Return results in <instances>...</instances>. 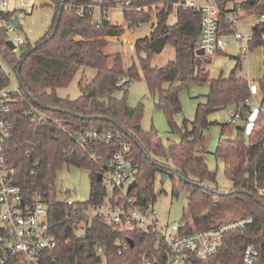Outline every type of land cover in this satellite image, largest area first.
I'll return each mask as SVG.
<instances>
[{"label": "trees", "instance_id": "obj_1", "mask_svg": "<svg viewBox=\"0 0 264 264\" xmlns=\"http://www.w3.org/2000/svg\"><path fill=\"white\" fill-rule=\"evenodd\" d=\"M62 1L54 0L56 11L53 23L42 39L34 45L26 41L21 48L24 49V53L20 57L16 52L7 50L8 61L14 70H17L21 59L28 51L49 39ZM94 1L67 0L55 37L47 40L39 49L27 56L23 63L21 78L25 90L21 89L22 100L12 106V127L5 143L7 163L14 171L13 183L21 187L26 201L34 203L40 200L48 204L50 223L58 237L72 240L71 245L64 248L69 264H87L89 262L87 255L95 244L104 246L110 264H136L139 256L153 251L156 242L153 237L145 236L141 232L132 233L130 236L135 247L128 249L125 255L120 257L117 256V250L112 244L118 239H124L126 235L97 220L87 231V239L79 240L72 224L66 220L70 208L65 203L57 201L58 195L62 192L56 188L58 174L64 168L89 169L92 172L89 202L103 201L107 188L104 183L97 181V175L104 172L102 166L110 157V153L106 152L103 146L94 145L93 149H101L103 161L101 165L90 162L86 157V150L77 147L60 125L70 130L84 127L105 128L121 135L132 145L139 166L138 185L134 192L139 194L141 202L156 199L154 183L157 176L168 172L150 161L122 131L126 130L140 142L155 162L164 166L170 163L183 178L192 181L181 180V186L188 194L189 211V216L184 214L183 221L190 227V231L208 229L224 223L221 214L230 209L239 210L240 216L254 218L253 226L243 231L232 232L225 237L219 252L211 259V264H242L243 250L248 244L256 245L260 251V263L264 264V207L244 193H252L257 197L253 186L257 178L256 173L264 171V145L260 144L264 133L253 131L251 140L247 142L243 137V131H239L236 139L220 140L218 143L214 155L223 161L226 177L232 182L237 193L218 196L196 185L202 184L205 180H214L206 162L207 151L205 148L199 149V145L205 140V132L213 125L210 115L219 110L234 108L253 95L247 78L238 77L236 74L241 61L237 59V65L228 78L219 77L210 83L207 102L198 106L193 122L184 120L182 126H179L175 117L183 111L179 95L181 90L188 88L190 83L201 86L209 83V73L203 67L202 58L196 55L202 30L199 13L195 10L178 9L177 21L170 25L169 17L175 10L173 3L178 0L100 2L101 6L109 8L121 4L126 7L125 18L134 19L135 22L146 19L135 9L159 3L169 5L160 17L161 33L153 32L151 37L136 43L134 48L137 60L127 67L121 53L108 51L109 41L104 39L123 35L124 28L112 27L109 23L97 28L92 10L95 6ZM218 1L226 7L227 2L233 0ZM70 3L75 4L73 9H69ZM240 8L250 14L264 15V0H245L240 4ZM82 13L83 17L80 15ZM223 20L221 16L222 24ZM224 27L229 29L225 24ZM252 34L251 50L255 47L264 49V21L253 26ZM162 36L168 37L167 44L174 47L176 57L164 67H153L151 60L156 52L150 45L152 41ZM78 37L82 40H77ZM8 39V34L0 33L2 48L7 49ZM221 53L223 52L216 55ZM82 68L93 69L95 76L87 84H84L83 80L80 81L81 96L75 100L60 97L59 90L68 88ZM125 77L132 82L143 80L149 94L158 97L156 108L166 115L170 132L180 138L179 143L168 140L165 145L154 128L150 131L143 129L142 107H130L129 87L117 85L118 81ZM259 86L264 93V74ZM119 91L124 93L121 99L115 97ZM27 92L40 106L33 102ZM31 107H36L39 112L46 114L47 118L37 119V114L31 113ZM54 109L66 112H55ZM74 114L84 116L86 119L76 117ZM56 119L60 125L54 122ZM69 192L65 194L66 197ZM261 201L264 203V199ZM191 222L193 224L190 226Z\"/></svg>", "mask_w": 264, "mask_h": 264}, {"label": "built area", "instance_id": "obj_2", "mask_svg": "<svg viewBox=\"0 0 264 264\" xmlns=\"http://www.w3.org/2000/svg\"><path fill=\"white\" fill-rule=\"evenodd\" d=\"M21 3L29 6L31 0H0V33L5 32L10 36L20 27L15 28L12 19L22 12ZM173 6L177 10H195L201 16L202 30L197 50H203L205 55H216L218 52H223L227 40L230 39L240 48L239 60L242 62L249 59L253 34L246 32L240 7L229 11L218 0H201V2L178 0ZM68 7L73 9L75 4L70 3ZM125 9L124 6L120 8L122 12ZM151 9H154L150 16V28L153 31L158 27L157 23L161 17L159 14L164 9V5H160L159 10L150 6L145 9L137 8L135 11L142 13L143 10L149 12ZM109 10V7L100 5L101 18L95 23L97 28L112 22ZM80 15L84 16L83 13ZM221 16L224 19L223 23L229 29L221 23ZM125 20L128 28L134 26L139 29L145 25L142 20L138 22L134 19L125 18ZM261 21H264V15L257 16L254 24ZM158 32L161 33V30ZM77 40L82 38L78 37ZM8 41H12L10 37ZM14 44L16 45L14 51H11L8 45L7 49L0 46V264H69L64 248L70 246L72 240L58 237L50 223L48 204L40 200L34 203L25 200L21 187L13 183L14 171L10 169L5 156L6 137L13 121L11 109L22 100V88L16 70L8 61L7 50L16 52L26 44V40L18 38L17 43ZM131 84L132 81L128 77L117 83L118 86L128 87ZM31 110V113L37 114V119L47 118V115L39 112L36 107H31ZM250 118L253 120L252 132L263 134L264 94L261 100L257 101L256 108L251 106V98L236 105L226 125L238 126L242 121H246V129ZM54 122L60 125L58 119ZM60 127L77 147L86 150V157L90 162L101 165L103 161L101 149H93L94 145L103 146L106 152L110 153V157L105 160L107 164L105 165L104 162L102 166L104 170L102 183L107 188V194L102 202L76 203L66 197L65 192L57 197V201L65 203L70 208L66 220L67 223L72 224L79 238L86 235L85 239H87V231L95 221L99 220L116 232L126 235L124 239H118L112 244L117 250V256L122 257L128 249L135 247L130 236L132 233L141 232L155 239L153 251L139 256L136 264H211V259L219 252L228 234L246 230L255 223L252 216H243L199 231H190V227L185 222L162 224L156 199L141 202L139 194L134 192L137 186L129 190V186L137 181L139 166L132 145L127 140L105 128L84 127L70 130L61 125ZM256 175L253 188L261 200L264 199V171ZM192 224L191 222L190 226ZM129 241H133V248ZM87 257L89 260L87 264H110L106 250L100 244H95ZM242 264H261L260 251L255 244L245 246Z\"/></svg>", "mask_w": 264, "mask_h": 264}, {"label": "rangeland", "instance_id": "obj_3", "mask_svg": "<svg viewBox=\"0 0 264 264\" xmlns=\"http://www.w3.org/2000/svg\"><path fill=\"white\" fill-rule=\"evenodd\" d=\"M195 1L201 2V0ZM240 1L241 0L229 1L226 5L230 7V10H233L235 7L234 5ZM160 5H164V9L160 11L159 16L169 6L166 3H159L151 6H154L156 10H159ZM147 7L143 8L145 9ZM20 9L22 10V12L19 13L21 21L20 27L13 31L9 37L14 43H17L18 38H23L30 44L34 45L50 30L55 16V5L52 0H31V4L29 6L21 3ZM152 12H154V9H151V11L149 10V12H145L143 10L140 16L146 18L144 20L145 25L139 29H136L134 26L128 28L125 20V27L129 30L130 34L131 32H135L137 34L135 35L133 33L132 38H126L125 40L120 39L122 47L116 39L110 40L111 43L109 44L108 51L110 53H121L127 67H130L131 64L137 60L134 48L135 45L133 46V50L130 48V45L136 42L135 37L143 32L147 33L149 37H151L152 32H158V30H160L159 22L157 23L158 27L156 30L152 31L150 28V16ZM176 12L177 8H175L169 17L170 25L175 24L177 21ZM109 14L113 23L123 20V15L120 12L111 11ZM94 16L95 19H99L100 15L96 12ZM256 18L257 15L245 12L241 13V19L243 20L248 34H252V28L255 25L254 22ZM124 48L128 49L127 53L124 52ZM16 53L20 57L24 53V49H18ZM239 56L240 48L230 39L227 40V44L223 48V53L219 55L200 56L203 61V67H205L209 73V83L203 86L190 83L188 88L181 90L179 95L183 111L175 117L176 123L179 126H182L184 120H188L190 123L193 122L198 106L207 102V94L209 92L210 83L219 77L225 79L228 78L237 65V59ZM175 57L176 50L171 44H167L161 52L154 54L151 60V65L153 67L161 68L166 66L170 61L175 60ZM240 63V68H238L236 74L238 77H245L249 81L253 92L251 97V106L256 108L257 101H260L262 94H264L260 90L259 86V81L262 79L264 74L263 47H255L252 49L249 59ZM94 76L95 71L93 69H80L75 80L70 84V86L59 90L60 97H69L72 100L79 98L81 96V90L79 87L80 81L83 80V83L87 84ZM15 82L16 85H18V82ZM123 95V91H119L116 93L115 97L121 99ZM157 101L158 97H152L149 94L147 85L143 80L132 82L129 86L128 104L132 108L142 107L143 129L150 131L154 128L165 145H167L168 140L179 143L180 138L170 132L166 115L163 111L156 108ZM233 113L234 108H227L225 110H219L212 113L210 115V121L213 125L205 132V140L201 145H199V149L205 148L207 151L206 162L212 176H214V180H205L202 184H196L202 185L203 187L216 193H231L235 191L232 182L226 177L223 161L217 159L214 155L220 140H234L239 134L237 125H226L228 118L231 117ZM252 121V118H250L246 129L243 131V137L247 142L251 140ZM165 166L174 168L170 163ZM167 172L168 173H166L165 176L163 174L158 175L154 183L156 207L159 211V219L162 224L182 223L184 222V214L189 216L187 201L188 194L181 186L182 179L176 177L169 170H167ZM91 181V170L85 168L79 169L66 167L58 174L56 188L60 192H65L66 188H69V198L74 200L76 203H87L90 199ZM241 217L243 216H240V211L236 209H230L221 214V218L224 220V223Z\"/></svg>", "mask_w": 264, "mask_h": 264}, {"label": "water", "instance_id": "obj_4", "mask_svg": "<svg viewBox=\"0 0 264 264\" xmlns=\"http://www.w3.org/2000/svg\"><path fill=\"white\" fill-rule=\"evenodd\" d=\"M223 1H226V0H223ZM98 1H94V3H96ZM66 3H67V0H63L62 3H61V7H60V10L58 12V15H57V18H56V21H55V24H54V28H53V31L49 37V39H46L44 41H42L41 43H39L38 45L34 46L30 51H28L26 54H25V57L23 59H21L18 67H17V70H16V75H17V79L19 81V84L21 86L22 89L25 90V87H24V84L22 82V78H21V68L23 66V63L26 59L27 56H29L32 52H34L35 50L39 49L43 44H45L47 42V40H50L52 38L55 37L56 35V32L59 28V25H60V21H61V16H62V12L63 10L65 9V6H66ZM20 17L19 16H16L14 19H12V24L15 28L19 27L20 26ZM167 41H168V37L167 36H162V37H158L156 38L154 41L151 42V49L154 50L156 53L158 52H161L165 46L167 45ZM7 45L9 47V49L11 51H14L16 49V45L12 42V41H8L7 42ZM196 55L197 56H204L205 55V52L203 50H197L196 52ZM192 85V84H191ZM27 95L33 100V102L40 106L39 103L34 100L31 95L27 92ZM55 112H63L65 113L66 111H62V110H59V109H54ZM69 114H72L70 112H67ZM76 117H80L82 119H86V117L84 116H80V115H77V114H74ZM88 119H91V118H88ZM102 119H105V118H102ZM112 123H114V121H112ZM115 124V123H114ZM245 125H246V121H242L241 123H239V125L237 126V130L239 131H244L245 129ZM136 145L137 147L140 149V151L150 160L152 161L153 163H155L156 165H158L159 167H162L166 170H169L171 171L176 177L182 179L183 181L185 182H190L189 180H186L185 178H183V176L174 168H170V167H166L160 163H157L155 162L152 157L146 152V150L143 148V146L140 144V142L132 135L130 134L128 131L126 130H122ZM260 144L261 145H264V138L260 141ZM107 164V161H105V165ZM165 176V174H163ZM97 181L99 183H102L103 182V174L102 173H99L97 175ZM138 185V181H135L133 182L130 186H129V190H132L134 187H136ZM197 186L201 187L202 189L204 190H207V191H210L218 196H229L231 194H235L237 193V191H233L231 193H216V192H213L205 187H203L202 185H199V184H196ZM70 191L69 188H66L65 190V193H68ZM245 194L249 195L250 197H252L253 199H255L258 203H260L263 207H264V203L258 198L256 197L254 194L252 193H248V192H244ZM86 238V235H82L80 236L79 240H84ZM130 242V246L131 248L134 247V243L133 241H129ZM91 255H89L90 257Z\"/></svg>", "mask_w": 264, "mask_h": 264}, {"label": "crops", "instance_id": "obj_5", "mask_svg": "<svg viewBox=\"0 0 264 264\" xmlns=\"http://www.w3.org/2000/svg\"><path fill=\"white\" fill-rule=\"evenodd\" d=\"M95 1H98V2H96V3H94L95 4V6H93V8H92V10H93V18H94V20H95V22L96 21H98L100 18H101V13H100V2H102V1H104V0H95ZM109 1H116V2H119V1H121V0H109ZM245 0H241L239 3H236L234 6V9L236 8V7H240V4L242 3V2H244ZM120 8H121V4H116L115 6H113V7H110V10H109V12H111V11H117V12H120L122 15H123V20H121V21H117L116 23H113V22H111L110 23V25L112 26V27H123L124 28V30H125V32H124V34L123 35H121V36H109V37H105L104 39L106 40V41H109V44L111 43V41L110 40H114V39H116L117 41H119L118 43L120 44V46L122 47V44H121V41H120V39L121 40H125L126 38H132L133 37V33L136 35L137 33H135V32H131V34H130V32H129V30H127L126 29V27H125V14H124V12H122L121 10H120ZM226 9H228V10H230V7H228L227 5H226ZM96 12H98V14L100 15L99 16V19H95V13ZM242 13H244V11H242ZM245 13H247V12H245ZM243 21V20H242ZM49 32V31H48ZM47 32V33H48ZM46 33V34H47ZM148 34L147 33H145V32H143V33H141V34H138L135 38H136V42H134V44H131L130 45V48H132V50L134 49L133 48V46L136 44V43H139V42H141V39H143L144 37H146ZM130 36V37H129ZM42 39V38H41ZM126 48H127V45H126ZM127 51H128V49H125L124 48V52L125 53H127ZM126 56H127V54H126Z\"/></svg>", "mask_w": 264, "mask_h": 264}]
</instances>
